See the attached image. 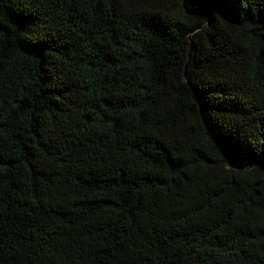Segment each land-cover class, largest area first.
<instances>
[{"label": "trees", "instance_id": "obj_1", "mask_svg": "<svg viewBox=\"0 0 264 264\" xmlns=\"http://www.w3.org/2000/svg\"><path fill=\"white\" fill-rule=\"evenodd\" d=\"M0 264H264V0H0Z\"/></svg>", "mask_w": 264, "mask_h": 264}]
</instances>
